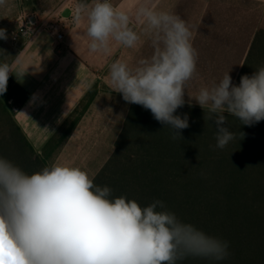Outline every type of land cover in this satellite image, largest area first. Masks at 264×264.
Returning <instances> with one entry per match:
<instances>
[{
  "label": "clouds",
  "instance_id": "obj_1",
  "mask_svg": "<svg viewBox=\"0 0 264 264\" xmlns=\"http://www.w3.org/2000/svg\"><path fill=\"white\" fill-rule=\"evenodd\" d=\"M8 0H0V7ZM133 17L142 26H131ZM73 20L83 25L91 53L110 55L114 46L136 48L147 38L150 56L130 66L123 60L109 65L113 92L129 104L150 110L154 119L182 139L187 114L177 109L194 100L205 121L216 128V148L236 139L227 116L252 126L264 121V67L233 84L230 72L219 82L187 92L197 73L198 52L187 22L170 11H158L144 0L135 7H117L112 0H77ZM0 29V39H6ZM11 68L0 64V96L6 93ZM187 94L188 100H185ZM244 133L240 132L241 140ZM211 147V146H210ZM226 240L211 236L165 210L163 201L140 206L113 197L79 167L52 163L28 174L0 157V264H179L186 258L215 261L229 256Z\"/></svg>",
  "mask_w": 264,
  "mask_h": 264
},
{
  "label": "crops",
  "instance_id": "obj_2",
  "mask_svg": "<svg viewBox=\"0 0 264 264\" xmlns=\"http://www.w3.org/2000/svg\"><path fill=\"white\" fill-rule=\"evenodd\" d=\"M72 1V5L59 10L60 15L66 9L71 10V25L62 42H58L46 29H42L31 43L27 44L23 38L14 41L12 34L23 22L21 2L8 0L7 6L0 7V29L6 30L7 36L0 39V52H7L12 45L17 49L10 65L7 91L0 96V104L12 115L39 153L49 151L47 143L55 134L64 132L61 130L64 124L76 121L49 161L50 164L70 166L71 163L68 164L63 157H84L82 161L78 159L77 165L73 161L71 166L81 168L93 179L102 168L96 174L90 173L91 165H95L107 149V155L113 154L133 105L125 102L122 94L112 91L108 80L109 65L118 59L130 66L135 65L140 58L150 56L152 48L142 35V43L136 48L114 46L107 56L91 53L85 27L73 20L77 0ZM143 2L112 0L117 7L131 6L133 12ZM148 2L158 11L179 15L193 32L192 43L198 52V60L197 73L187 87L190 96L201 87L219 82L227 72H230L233 84H237L256 32L264 31V0H261V9L242 7L224 0ZM244 10L261 11V25L244 19ZM47 21L50 19L44 17L41 21L33 20L32 24L38 27ZM131 26L138 33L142 32V26L134 17ZM185 100H188L187 94ZM185 105L189 106L188 103ZM191 106L200 107L194 100Z\"/></svg>",
  "mask_w": 264,
  "mask_h": 264
},
{
  "label": "trees",
  "instance_id": "obj_3",
  "mask_svg": "<svg viewBox=\"0 0 264 264\" xmlns=\"http://www.w3.org/2000/svg\"><path fill=\"white\" fill-rule=\"evenodd\" d=\"M264 67V31L258 30L241 76ZM6 131L0 130V157L28 174L50 165L53 153L76 125L66 123L39 153L7 109ZM176 115H188L182 139L154 119L150 110L133 104L115 150L93 183L108 186L112 196L135 200L142 207L163 201L165 210L182 222L226 240L229 256L222 261L189 257L179 264H264V121L242 125L228 115L227 127L236 139L216 148V128L205 121L201 107L184 105ZM243 132L241 140L239 133ZM211 146V147H210Z\"/></svg>",
  "mask_w": 264,
  "mask_h": 264
},
{
  "label": "rangeland",
  "instance_id": "obj_4",
  "mask_svg": "<svg viewBox=\"0 0 264 264\" xmlns=\"http://www.w3.org/2000/svg\"><path fill=\"white\" fill-rule=\"evenodd\" d=\"M228 1V3L233 2L237 3L235 5H240L242 7H250L251 9H261V0H224ZM20 11H21V16L23 19V22L25 21H37L42 18H47L50 19L52 23L58 22L60 20V13L59 10L63 8L64 6H70L72 5L73 1L72 0H20ZM186 2H193V1H186ZM246 9V8H244ZM241 11V9H239ZM230 13V12H227ZM238 11L235 12L236 15ZM244 19L247 18L251 23L254 22H259L261 25V11H251V12H246L244 10ZM242 13V14H243ZM249 13V14H247ZM64 18V17H63ZM237 16H235V19ZM263 21V20H262ZM22 22V23H23ZM264 22V21H263ZM7 52H0V64L7 63L9 66L12 64L15 56H16V47L12 45V47H8ZM199 90H196V92H191L192 96H195L198 93ZM8 118L4 114L2 110H0V130L6 131L7 125H8ZM2 133L0 132V135ZM109 152V149L106 150L105 155L99 157V161H96L95 165H91L90 173L95 172V174L100 170V167L107 162V160L110 158V155H107ZM84 157H63L62 159L64 161L68 160V164L74 165L73 161L78 162V159L80 161L83 160ZM88 159H91V156L88 157Z\"/></svg>",
  "mask_w": 264,
  "mask_h": 264
},
{
  "label": "built area",
  "instance_id": "obj_5",
  "mask_svg": "<svg viewBox=\"0 0 264 264\" xmlns=\"http://www.w3.org/2000/svg\"><path fill=\"white\" fill-rule=\"evenodd\" d=\"M70 25L71 19L63 18L62 16L60 17V20L58 22L52 23L51 21H47L45 23H41L38 27H34V25L30 21H25L22 24L18 25V27L15 29L12 34V39L14 41H17L18 39L23 38L28 44L35 39V37L42 29H46L55 37L58 42H62L65 36V32Z\"/></svg>",
  "mask_w": 264,
  "mask_h": 264
},
{
  "label": "water",
  "instance_id": "obj_6",
  "mask_svg": "<svg viewBox=\"0 0 264 264\" xmlns=\"http://www.w3.org/2000/svg\"><path fill=\"white\" fill-rule=\"evenodd\" d=\"M62 17H64V18H70L71 17V10L70 9L64 10L62 12ZM31 23H33V22L31 21Z\"/></svg>",
  "mask_w": 264,
  "mask_h": 264
}]
</instances>
